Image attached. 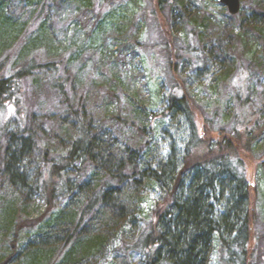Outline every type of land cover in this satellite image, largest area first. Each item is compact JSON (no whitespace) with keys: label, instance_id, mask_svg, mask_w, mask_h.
<instances>
[{"label":"rangeland","instance_id":"1","mask_svg":"<svg viewBox=\"0 0 264 264\" xmlns=\"http://www.w3.org/2000/svg\"><path fill=\"white\" fill-rule=\"evenodd\" d=\"M185 1L196 2L211 16L212 24L205 28L180 17L173 21L172 14L160 7L161 0H0V20L11 22L9 26L0 24V39H20L0 54V62H8L4 76H12L32 62H53L58 69V74L39 71L24 85L22 104L29 127L38 131L43 127L45 133H36L39 152L20 166L25 181L11 178L9 172L0 177V264H30L38 249L47 247L44 228L23 229L17 237L14 225L6 227L3 220L12 214L13 221L37 220L46 213L34 179L43 167L46 151L51 155L64 152L58 141L66 127L58 118L68 106L84 108L93 122L123 143L135 146L134 132L141 127L143 141L151 144L147 154L164 158L173 152L184 156L192 135L186 119L168 112L173 94L186 92L198 133L205 135L208 126L216 140L235 127L247 128L239 96L252 110H264V23L254 21L253 0H240L241 12L232 29L228 28V10L217 2ZM229 32L233 35L227 36ZM174 51L189 58L177 55L175 71L171 67ZM61 84L66 85L67 99L55 89ZM1 118L10 115L5 112ZM120 119L123 121L114 122ZM18 128L10 122L9 131ZM259 139L245 163L248 183L257 189L256 210L263 239L258 251L264 264V135ZM4 145L10 153L19 148L7 140ZM158 198L157 191L148 195L145 220L151 217ZM78 202L71 195L60 200L57 208ZM14 240L16 250L12 248ZM125 242L128 240L121 236L107 257L93 264H143L138 253L125 251ZM52 243L59 247L58 241ZM61 257L62 252L55 250L50 263ZM226 258L218 245L209 264H230Z\"/></svg>","mask_w":264,"mask_h":264},{"label":"trees","instance_id":"2","mask_svg":"<svg viewBox=\"0 0 264 264\" xmlns=\"http://www.w3.org/2000/svg\"><path fill=\"white\" fill-rule=\"evenodd\" d=\"M253 2L254 21L264 23V0ZM160 7L172 14L173 21L180 17L200 27L212 24L211 16L194 1L161 0ZM226 17L228 28H234L236 16L228 13ZM10 23L0 20L2 25ZM14 41L18 44L20 39H0V54ZM191 53L199 58L196 50ZM177 55L186 58L171 52L174 71ZM7 65V60L0 62V177L9 172L11 178L25 181L20 166L39 152L36 133L45 131L40 126L39 131L29 127L22 104L24 85L39 71L58 74V69L53 62H32L5 77ZM55 89L67 99L66 85ZM182 92L170 97L168 112L179 114L190 124L192 135L184 156L176 152L167 158L147 154L151 144L143 141L141 127L134 132L135 146L123 143L93 122L84 108L68 106L58 118L66 127L58 141L64 152L51 155L46 151L43 167L34 179L46 213L37 220L13 221L14 214L3 220L6 227L14 225L17 237L23 229L44 228L47 247L38 249L30 264H93L107 257L121 236L128 240L125 251L138 253L143 264H209L218 245L230 264H263L258 251L263 239L256 210L257 189L248 183L245 162L264 135V110H252L239 96L247 128L235 127L216 140L208 126L205 135L198 133L191 99ZM5 112L10 118L2 120ZM10 122L19 125L17 131H9ZM5 140L19 148L10 153ZM154 191L159 192V198L145 220L144 202ZM71 195L80 202L57 208L60 200ZM51 240L58 241L59 247L50 245ZM12 248L17 249L16 240ZM55 250L62 252V257L50 263Z\"/></svg>","mask_w":264,"mask_h":264},{"label":"water","instance_id":"3","mask_svg":"<svg viewBox=\"0 0 264 264\" xmlns=\"http://www.w3.org/2000/svg\"><path fill=\"white\" fill-rule=\"evenodd\" d=\"M220 5L225 6L230 15L236 16L241 12L240 0H216Z\"/></svg>","mask_w":264,"mask_h":264}]
</instances>
